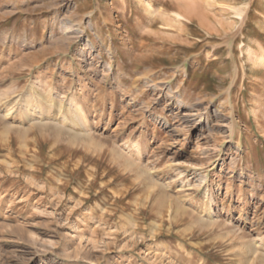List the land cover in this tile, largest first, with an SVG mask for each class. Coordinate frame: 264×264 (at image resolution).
Listing matches in <instances>:
<instances>
[{"label":"rangeland","instance_id":"1","mask_svg":"<svg viewBox=\"0 0 264 264\" xmlns=\"http://www.w3.org/2000/svg\"><path fill=\"white\" fill-rule=\"evenodd\" d=\"M151 4L0 0V264H264V0Z\"/></svg>","mask_w":264,"mask_h":264},{"label":"bare ground","instance_id":"2","mask_svg":"<svg viewBox=\"0 0 264 264\" xmlns=\"http://www.w3.org/2000/svg\"><path fill=\"white\" fill-rule=\"evenodd\" d=\"M120 1H123V0H120ZM146 4L148 6L152 5L151 4V0H139V5H137L136 7L145 6ZM114 8L115 7L112 6L111 7V10H114ZM176 16H177V18L186 19V16L184 14L176 13ZM110 18H111V14H109V17H108V20H107L108 23L110 21ZM249 55L252 57V59H255V60L258 59L259 57H261V60L264 63V46H260L258 53H254L252 51V49H249ZM49 90L50 89H48V92H50ZM36 94L33 93L32 97H31V94H30L29 95L30 97H25V99L22 98L23 101H20L21 100V97L18 95V97H20V98L18 99L16 97L17 99H15L14 101L11 102L12 105H13L14 102L16 104H19V107H18V110H17V112H18L17 114L20 115V117L22 118L20 124L27 122L28 125H29V127L30 126H36V127L42 128V129H45V128H48V127H52L53 129L58 130V131H64V132L66 131L69 135L72 136L71 138H73V139H75V138H84V137H88L90 139L89 123H88L89 122L88 121L89 110L86 107V105H84L85 103L82 100L81 101H76V100L70 99L69 101L66 102L67 106L64 105L62 101H59L58 100L57 101L58 113H57V115L55 117H50L48 114H50L52 112V104H56L55 100L54 99H51L50 93L48 94L46 91H45L44 94H39V95L38 94L36 95ZM258 96H260V97H259V99H257V101L260 100V99H262V98H264V95H262V94L261 95H258ZM61 100H63V99H61ZM9 105H7L8 106L7 109L11 108ZM64 106H66V109H67V111H66L67 113L66 114L65 113H61V109H63ZM5 111H6V109L4 110V112ZM254 112L257 114V117H256V126H260L261 127L262 126L261 122L264 121V117L261 115L262 114V110L260 108V104L259 103H257ZM10 113H11V111L8 110V111L5 112L4 115L3 114L2 115L5 118ZM51 118H52V120H51ZM12 120H14V119H12ZM16 126H14V128ZM20 126H22V125H20ZM85 128H88V129H85ZM24 129H25V127H24ZM27 130H25V131H27ZM88 138H87V140H88ZM121 152H122V149H121ZM122 155H124V154H122ZM132 155H133V153H132ZM220 159H222V158H220ZM131 160L132 159H129L128 160V163L130 162V165H131V163H133V160L134 159L132 161ZM137 165H139V164H137ZM141 172L143 174H145V170L142 169ZM160 186H161V188L164 187L163 185H160ZM218 191H219V189H217L215 191L214 188L208 187L206 189V192H205V197H207L208 199H210V198H212L213 193L218 192ZM213 202L214 201H209L210 204L208 203L209 205L207 204L208 207H206V208L207 209L208 208H211L213 206ZM84 213L85 212L80 213V216L85 215ZM245 246H247V244ZM248 246H249V244H248ZM249 247H248V249H249ZM251 250H253V248ZM260 253L261 254H259L260 256H258V257H261L262 262H264V252H260ZM256 256H257V254H256Z\"/></svg>","mask_w":264,"mask_h":264}]
</instances>
